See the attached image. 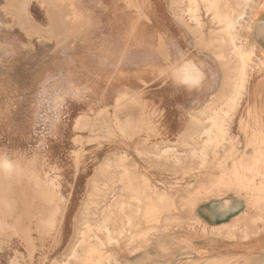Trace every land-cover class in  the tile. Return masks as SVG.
Here are the masks:
<instances>
[{"label":"rangeland","instance_id":"rangeland-1","mask_svg":"<svg viewBox=\"0 0 264 264\" xmlns=\"http://www.w3.org/2000/svg\"><path fill=\"white\" fill-rule=\"evenodd\" d=\"M14 1L0 0V162H17L35 171L40 179L54 181L65 203L60 204L54 230L44 235L36 231L34 219L26 238L9 228L12 219L5 220L6 226H2L0 217V264H63L81 240L79 234L82 232L87 234L84 239L91 243L90 246L94 244V224L100 208L107 205L105 198L125 193L123 184L113 183L120 176L117 175L119 171L104 168L107 162L117 164L122 153L128 157L123 163L130 166L135 184L140 187V195L145 200L131 241L123 239L117 247L102 252L109 253L117 262L122 259L120 256L149 249L158 240L196 230L194 202L196 206L228 193L247 195V199L261 194L257 188L264 187L263 162L256 171L241 170L244 184L232 183L233 186L228 182V185L224 184L226 187L221 184V187L211 188L209 182L238 162L249 166L255 150H259L261 160L264 159V68L258 66L259 59L264 60V9L259 10L258 15L246 10L245 24L249 28L242 29L240 35L244 48L253 51L247 91L236 109L223 116L228 125L221 126L228 134L218 136L214 144L204 145V166L199 169L200 161L190 154L202 145L190 139L202 128L195 118L203 117L208 108L220 109L221 100L228 93L224 85L229 76L217 64L215 54L219 50L211 42L216 35L210 34L216 26L204 15L202 7L198 14L203 21L204 36L199 38L186 23L184 1L111 0L108 8L103 0H52L65 6L71 2L76 7L74 13L83 17L80 19L67 10L58 18L65 22L64 26L52 18L58 22L57 26L50 24L52 20L49 19L59 8L55 6L54 11H49L41 0H28L29 19L25 29L13 9ZM228 1L234 5L233 0ZM124 15L122 22L126 26L133 24L135 33L119 32L118 17ZM254 24L256 28H253ZM43 30L50 32L43 33ZM159 39L169 57L174 53V45L186 57L201 63L205 78L199 89L174 84L167 72L168 63L161 55ZM149 42L151 47L146 44ZM122 44L131 49H125L121 58L111 56ZM139 44L151 49H135ZM145 56L151 61L132 64L135 58ZM180 74L182 82L187 84L189 75L182 71ZM255 88L259 91L254 93ZM119 98L121 100L116 104ZM80 118L86 120L83 123L86 128L76 129V120ZM166 147L176 149L172 155L160 156L159 150ZM144 175L150 180L148 188L144 186ZM200 183H205L204 186L211 188L213 193L205 195L195 191ZM263 201L257 200L255 205L261 215L264 214ZM148 205H154L153 209ZM147 208L151 210L149 217L153 218L150 221L143 214ZM85 222L91 226L92 233L83 225ZM170 222L174 225H169ZM258 222L264 224V215ZM82 249L76 248L78 257L69 260L70 264L84 262L86 255ZM92 258L95 261L97 255Z\"/></svg>","mask_w":264,"mask_h":264},{"label":"bare ground","instance_id":"bare-ground-1","mask_svg":"<svg viewBox=\"0 0 264 264\" xmlns=\"http://www.w3.org/2000/svg\"><path fill=\"white\" fill-rule=\"evenodd\" d=\"M41 1L45 4V6L48 8L49 11L53 10L55 8V6H56V9L59 8L60 11L56 10L57 11V14L55 13L56 15L54 14L55 11L53 10L54 12L51 13L52 14L51 18H50V16H49L50 19L48 18L50 21L52 20V18H56L57 21L59 22V25H62V26L65 25V22H63L61 19H58V18L62 17L63 14H65L67 12V10H69V12H72L75 16H78V18L81 17V16L76 15L74 13L76 11V7L71 2H67L66 6H65L63 4H61V5L55 4V2H53L52 0H41ZM179 1H184L186 3V9L184 11L185 15L188 17V20L186 23H187V25L192 27L193 30H191V31L194 32L195 34H197L199 38L204 36L202 34L203 21L198 14V12L200 11V7L203 8L204 15L206 17L210 18L211 24L216 26V29L213 30L212 32H210V34L216 35V37L214 39H212L211 42L213 43V46L219 50V52L215 54L216 59L218 60L217 61L218 66L221 69L226 70L227 74L229 75L228 77H226L227 82L224 85V87L227 88L228 93L221 100L220 109L216 110V109L208 108L207 109L208 112H206L204 115H202L203 117H201L200 119L195 118L197 120L196 123L198 125H202V128L200 131L194 133L191 136L192 138H190V139H193L196 142H200L202 145L198 149L192 150L190 152V154L193 158H196L200 161L199 169H201L204 166L203 163H204L205 153H206L204 145L205 144L208 145L211 142H212V144H214L213 141L216 140V138L218 139V136L223 137V134L225 135L227 133L224 131V129L221 126V125H228V124H226V121L224 120L223 116L225 113L233 112L236 109L237 105L239 104V102L243 96V93L245 91H247L246 90L247 79L249 76V72H251L250 71L251 68H250L249 63H250L251 58L253 56V51H252V49L248 50V49L244 48L243 38L240 35V32L244 28H246V29L249 28V25L245 24V17L247 16L246 10L249 9V11H251L253 13V15H258L260 13L259 10L262 11L264 9V0H233L234 5H232V2L228 1V0H179ZM135 2H136V0H135ZM22 3H23V5H22ZM27 3H28V0H16L12 3L13 9L15 10L16 15H17V19L19 20L21 27L23 26L24 29L26 28L25 26H27V24H28L27 19H29V16L27 15V12H26ZM136 5H137L138 9L141 10L140 6L137 3H136ZM49 11H47L48 13H46V15L49 14ZM172 17H173V14H172ZM81 18H83V17H81ZM22 19H23V21H22ZM57 21L52 20L50 22V24H53V25L55 24L58 26ZM87 22H90V21L88 20ZM50 27H51V25H50ZM253 28H256L255 24H254ZM257 29H258V27H257ZM257 29H256V31H257ZM44 32L45 31L43 30V33ZM46 32H50V31H46ZM249 37H250V35L248 36V38ZM159 42H160V44H159L160 48L159 49L161 50V55L163 56L164 61L168 63L167 64L168 65V67H167L168 71L167 72H169V75H170L172 81L174 82V84L180 85V86L185 87L187 89H194V88L199 89L201 87L203 78H205L201 63L199 61L193 60V58L186 57V55L183 52H180L179 50H177V47H175L174 45H173V50H174L173 52L174 53H172L173 54L172 57H169L167 52L163 50L164 48H163V44L161 42V39H159ZM56 43H58V42H56ZM222 49H223V51H221ZM124 55H125V53H124V50H122V49L119 50L118 52H115L114 54H111V56H117L118 58H121V56H124ZM147 58H148V56L142 57V61L147 60ZM258 66L264 68V60L259 59ZM181 71H182V73L189 75V77H190L189 82L187 84L182 82L183 78L181 77V74H180ZM158 72H159V70H158ZM120 73H118V74H120ZM139 81H142V80H139ZM142 83H143V81H142ZM120 100H121L120 98L117 99L115 101V103L118 104L120 102ZM222 106H225V108H224L225 110L222 109ZM248 114H249V112H248ZM113 117H115V116H113ZM85 121L86 120L84 118H80V119L76 120L75 128L76 129H80L81 127L83 128V126H84L83 123ZM147 126H149V125H147ZM153 131H155V130H153ZM240 131H241V129H240ZM258 134H259V132H258ZM223 139H221V140L224 141ZM91 141L93 142V140H91ZM217 141H215V142L217 143ZM87 142H89V141H87ZM229 142H231V141H229ZM256 143H257V141H256ZM253 144L254 143H252V145ZM219 145H220V143H219ZM216 147H217V145H216ZM175 149L166 147V148L160 149L158 153L160 156H168V155H172V153L175 151ZM136 152H138V151H136ZM253 154L254 155L252 156V158L250 160L249 166L244 165L243 162H238L237 164H234L231 169H229L227 171H223V174L220 175V177L218 175L219 178L217 177L215 180L209 182V184L211 185V188H213L214 186H220L221 184L228 185L227 184L228 182L231 184L235 183L236 185H239L240 183L244 184L243 183L244 177L241 174V170L242 169H248V171H256L258 169L259 163L260 162L264 163V159L262 158L263 160H261L262 155L259 153V150L258 151L255 150V152ZM75 156H76V154H75ZM120 157L122 159L121 160L119 159L117 164H115V163L111 164V163H108L106 161L107 163L104 164V168L105 169L111 168V169L119 171L118 174L117 173L116 174L120 175V176L117 177L113 181V183H115L117 185H119L120 183L123 184L122 187L124 186L123 191L125 193L119 194L116 196L115 195H112V196L108 195L109 197L105 198V199H108L107 205L104 208H100V210L98 211V214H97V221L94 224L95 235H93V236H94L95 243L90 246L91 243H89L88 241H86L84 239V237L87 234L84 235V233L81 231L82 233L80 232L81 234H79L82 236L81 240H79L76 243L77 244L76 247L74 249H72L71 252L69 253V255L67 256L68 260L66 262H64L63 264H70L69 260L77 259L78 253H77L76 248H79V247L80 248L83 247V249L85 251L83 249H82V251H84L83 253L86 255V256H84L85 257L84 262H81V264H110V262L118 264L119 262H117V260L112 258L109 253L106 254V252L105 253H102V252L106 249H109V248L113 249V248L117 247L119 245V243L121 241H123V239L127 238L131 241L133 235L135 234V231L137 229L136 226L139 224V221H138L139 216L143 212L142 211L143 203H144L143 201L145 199H143V197L140 195V192H139L140 187H137L135 184L136 179L134 177V174L132 173L130 166L123 163V159L124 158L128 159V157L125 156V153H122L120 155ZM175 161L178 163L179 162L178 158L175 157ZM217 168H218V165H217ZM34 170H35V167H34ZM113 179L114 178H112V180ZM211 179H212V177H211ZM52 180H54V179H52ZM143 180H144L145 188H148L150 186V180L145 175L143 177ZM253 181H255V179ZM53 182L54 181L49 182V181H46V179H40L39 175H37L35 173V171L33 172V171L29 170L28 167L25 168L23 166H20L17 162L16 163H9L7 161L0 162V217L3 220V223L5 220L12 219V223H11L12 225L9 228H11L17 234L18 233L23 234L26 238H28V233L30 231L29 228L31 225V221L33 219L36 221L35 225H36V231L38 233L44 235V234H47V233L53 231L55 228V225L57 223V216L59 215L60 204L64 202L63 198L61 197V195H59L58 190L56 189L59 186L56 187V185ZM231 184L229 186H231V188H234V187H232V185L234 186V184H232V185ZM204 185H205V183L198 184L195 191H197L198 193L204 192L205 195H206V193H208L207 195H211L209 193H213V190H211V188H209L208 186H204ZM191 187H192V185H191ZM237 187H236V189H237ZM153 188H155V187H153ZM229 188L230 187H228L224 191H227ZM253 188H254V186H253ZM251 189H252V187H251ZM121 190H122V188H121ZM219 190H221V189H219ZM231 190L235 191V189H231ZM245 190L248 191V189H245ZM147 191L148 190H146V192ZM195 191L193 192L194 195L196 194ZM251 191H253V190H251ZM257 191H259V193H261L260 195H262L264 193L263 186L262 185L260 187L258 186ZM219 193H221V191H219ZM250 193H252V192H250ZM260 195L257 197H260ZM147 196H148V194H147ZM195 196H197V195H195ZM195 196L192 195V198L194 197L196 199ZM162 197L163 196H160V198H162ZM204 197H206V196H204ZM262 197L264 198L263 195H262ZM262 197H260V198H262ZM101 198H102L101 200H104V196H101ZM246 198H248V197H246ZM250 198L251 197L249 196V199ZM193 200L194 199H192V201ZM185 201H186V199H185ZM254 201H256V200H254ZM67 202H68V200H67ZM156 202H157V200H156ZM158 202H160L159 198H158ZM260 202H262V200H260ZM172 203H170L171 206H172ZM191 204L192 203L190 201V205ZM149 205H151V203H149ZM193 205H194L193 206V208H194L195 202L193 203ZM148 206H145V207H148ZM159 206H160V203H159ZM260 206H261V204H260ZM151 207L149 206L150 209H151ZM153 207H154V205H153ZM153 207H152V209H153ZM189 207L190 206H188V209H189ZM255 207H257V206H255ZM183 208H185V206ZM150 209L148 211V208H147L146 213L145 212L143 213V214H145L144 216L146 218H149L148 219L149 221L152 218V217L151 218L149 217L151 215ZM154 209H156V208H154ZM157 209H159V208H157ZM188 209L186 211H188ZM263 209H264V207H263ZM176 211H178L177 207H176ZM89 216L91 217V215H89ZM154 216H155V214H154ZM158 216H160V214ZM256 216H257V214H256ZM94 217H95V215L93 216V218ZM238 217H240V216H238ZM156 218H158V217H156ZM170 220H172V219H170ZM157 221H156V223H157ZM195 221H197V220H195ZM140 222H142V221H140ZM192 222H194V220ZM154 223H155V221H154ZM171 223L172 222H170L169 225H172ZM174 223H176V222H174ZM233 223H235V222L233 221ZM1 225L6 226L5 223L1 224ZM83 225L87 229H89V228L91 229V226L89 225L88 222L83 223ZM227 228L228 227H226V229ZM234 228H236V227H234ZM87 229H85V230H87ZM90 229H89V231H91ZM157 229H155V230H157ZM140 230H142V229H140ZM203 230H204V228H203ZM2 232L3 231H1V233ZM86 232H88V231H86ZM148 232H149V230H148ZM88 233L90 234V232H88ZM91 233H92V231H91ZM138 233H139V231H138ZM238 233H239V231H238ZM141 234L143 235L144 233H141ZM141 234H137V235L140 236ZM218 234L220 235L219 232H218ZM230 234H229V237H231L233 235V234H231V236H230ZM99 236H101V237H99ZM138 236H137V238H138ZM14 237H15V234H14ZM231 239H233V238H231ZM57 241H58V239H57ZM54 242H56V241L54 240ZM144 242L146 243V241H144ZM25 247H26V245H25ZM34 247H36V246L34 245ZM26 249H28V247ZM134 251H136V250H134ZM95 254L97 255V258L94 259L95 261H92L91 259H93L92 257ZM43 261H45V260H43Z\"/></svg>","mask_w":264,"mask_h":264},{"label":"crops","instance_id":"crops-1","mask_svg":"<svg viewBox=\"0 0 264 264\" xmlns=\"http://www.w3.org/2000/svg\"><path fill=\"white\" fill-rule=\"evenodd\" d=\"M103 1L107 2V7L110 8L111 0ZM125 17L126 15L118 17V27L121 28L119 32L135 33L133 24L126 26L125 22H122ZM146 44L150 47L152 45L151 42ZM150 47L139 44L135 49H151ZM117 49H131V46L125 47V44H122ZM145 61H151V58ZM145 61L135 58L132 64L140 65ZM253 91L255 93L259 90L255 88ZM259 195L251 196L252 201L234 193L204 200L194 207V219L199 221L196 230L183 231L173 235L174 237L158 240L149 249L134 255H122L118 264H205L229 261L236 264H264V224L258 222L263 219V215L259 214L254 206L257 200H264V193L260 195L263 199L257 197Z\"/></svg>","mask_w":264,"mask_h":264}]
</instances>
